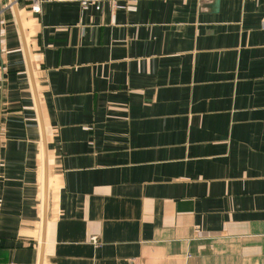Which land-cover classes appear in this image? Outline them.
I'll return each instance as SVG.
<instances>
[{
    "label": "crops",
    "instance_id": "crops-1",
    "mask_svg": "<svg viewBox=\"0 0 264 264\" xmlns=\"http://www.w3.org/2000/svg\"><path fill=\"white\" fill-rule=\"evenodd\" d=\"M0 264H264V0H0Z\"/></svg>",
    "mask_w": 264,
    "mask_h": 264
},
{
    "label": "built area",
    "instance_id": "built-area-1",
    "mask_svg": "<svg viewBox=\"0 0 264 264\" xmlns=\"http://www.w3.org/2000/svg\"><path fill=\"white\" fill-rule=\"evenodd\" d=\"M75 1H77L82 8H86L87 6L93 3L108 2L114 5H118L120 3L126 2L127 0H75Z\"/></svg>",
    "mask_w": 264,
    "mask_h": 264
}]
</instances>
